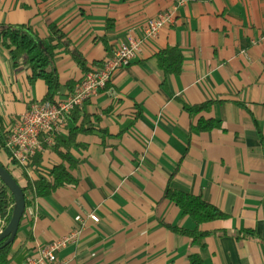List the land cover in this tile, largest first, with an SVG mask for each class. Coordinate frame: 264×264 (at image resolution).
Returning <instances> with one entry per match:
<instances>
[{"label":"crops","instance_id":"0c3cea01","mask_svg":"<svg viewBox=\"0 0 264 264\" xmlns=\"http://www.w3.org/2000/svg\"><path fill=\"white\" fill-rule=\"evenodd\" d=\"M174 3L0 0V25L30 27L46 38L47 24H54L89 69ZM174 20L112 75L116 97L100 91L79 108L94 130L78 135L69 150L76 183L27 198L7 264H23L79 227L77 216L84 221L80 240L59 252L62 264H192V256L202 264H264V0H186ZM168 48L182 55L178 75H165L157 65L156 55ZM25 60L14 68L0 45V125L6 131L47 91L41 80L28 83ZM55 68L58 96L65 97L66 84L74 87L84 73L62 48ZM206 102L217 103L197 114L185 109ZM202 121L220 127L200 132ZM67 136L68 129L60 137ZM41 158L37 170L33 164L18 169L0 144V164L22 186L61 163L52 149ZM167 188L198 196L226 215L198 227L210 233L204 247L169 228L196 225L164 199Z\"/></svg>","mask_w":264,"mask_h":264},{"label":"trees","instance_id":"16d2710c","mask_svg":"<svg viewBox=\"0 0 264 264\" xmlns=\"http://www.w3.org/2000/svg\"><path fill=\"white\" fill-rule=\"evenodd\" d=\"M49 35L46 38H41L30 27H12L0 25V45L10 51V56L14 68H17L21 59L25 57V62L30 70L28 83L33 85L38 80H41L46 85L47 91L42 99V102H53L54 98L59 93L60 81L55 68V57L57 51L61 48L67 52L76 63V65L87 73L86 63L81 55L72 46L68 36L64 34L56 25L47 24ZM182 55L176 48H168L156 55V62L161 71L165 75H178L182 67ZM100 64V63H99ZM96 65L95 67L99 66ZM68 91L73 90L71 83L66 84ZM109 87V86H108ZM217 102H206L197 106H185V109L190 114H197L203 111H208L210 107ZM68 136L57 137L52 144V152L57 155L61 163L52 167L45 175L38 176L33 182H27L22 186L18 179L8 170L13 176L25 196V209L30 205L27 199V192L31 193V199L45 198L50 196L58 188L65 185L75 184L76 179L72 175V170L75 168V163L69 156V150L76 143L77 136L80 134H89L94 130L91 125L90 117L81 114L79 108L72 111L68 119ZM220 123L215 121L199 122L196 130L200 132L209 131L213 128H219ZM8 135L3 125H0V144L10 160V164L15 165L11 160L10 154L5 148V142ZM260 141L264 145V135L260 134ZM42 163L41 154H37L32 159V164L35 170L39 169ZM41 171V170H40ZM164 199L173 202L181 211L183 216H188L195 223L196 228L192 231L169 227L173 232L188 237L192 244L198 247L205 246V238L210 233L198 231V227L202 224L223 220L226 215L221 213L215 207L204 202L198 196H190L178 191L167 188L164 193ZM13 207V198L8 189L0 183V221L9 222ZM252 233L250 234V237ZM11 245L0 251V264L8 263V256ZM192 264H202V261L196 257H190Z\"/></svg>","mask_w":264,"mask_h":264},{"label":"built area","instance_id":"2783aa9c","mask_svg":"<svg viewBox=\"0 0 264 264\" xmlns=\"http://www.w3.org/2000/svg\"><path fill=\"white\" fill-rule=\"evenodd\" d=\"M185 3L186 0H175L171 7L148 19L140 35L128 33L126 40L116 47L113 54L104 58L99 66L89 68L65 97L57 95L51 103L31 102L27 110L9 125L5 148L15 166L18 169H26L32 164L34 156L50 149L54 140L67 132L68 119L72 111L82 107L100 91L116 97L110 87L112 75L136 59L145 40L155 39L161 29L173 25L178 8ZM260 42L264 47V34L260 37ZM31 197V193L27 192V198ZM88 218L93 223L99 221L95 214H89ZM74 221L79 227L43 245L35 257H28L23 264H62L58 258L59 252L78 243L84 226L81 217H75Z\"/></svg>","mask_w":264,"mask_h":264},{"label":"water","instance_id":"95a60500","mask_svg":"<svg viewBox=\"0 0 264 264\" xmlns=\"http://www.w3.org/2000/svg\"><path fill=\"white\" fill-rule=\"evenodd\" d=\"M0 183L10 192L13 198L12 213L6 227L0 231V251L14 242L21 219L25 212V196L22 188L13 176L0 164Z\"/></svg>","mask_w":264,"mask_h":264},{"label":"rangeland","instance_id":"374dc122","mask_svg":"<svg viewBox=\"0 0 264 264\" xmlns=\"http://www.w3.org/2000/svg\"><path fill=\"white\" fill-rule=\"evenodd\" d=\"M6 227L5 222L0 223V231H2Z\"/></svg>","mask_w":264,"mask_h":264}]
</instances>
